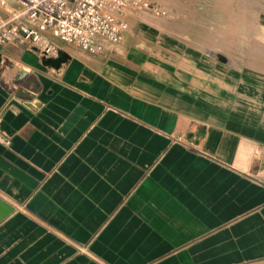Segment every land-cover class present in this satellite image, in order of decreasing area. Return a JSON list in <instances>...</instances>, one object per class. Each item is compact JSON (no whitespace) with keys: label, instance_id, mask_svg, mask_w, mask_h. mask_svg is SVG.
<instances>
[{"label":"crops","instance_id":"crops-1","mask_svg":"<svg viewBox=\"0 0 264 264\" xmlns=\"http://www.w3.org/2000/svg\"><path fill=\"white\" fill-rule=\"evenodd\" d=\"M174 1V41L0 45V264H264V79L178 54Z\"/></svg>","mask_w":264,"mask_h":264},{"label":"built area","instance_id":"built-area-1","mask_svg":"<svg viewBox=\"0 0 264 264\" xmlns=\"http://www.w3.org/2000/svg\"><path fill=\"white\" fill-rule=\"evenodd\" d=\"M12 1L15 6L8 10L6 6L10 1L0 0V10L6 13L5 16H0V45L11 41L28 43L42 58L43 63L48 59H57L61 51L65 52L60 42L95 54L100 52L105 44L120 43L129 31L130 19L138 20L152 16L164 21L176 18L173 7L164 1ZM48 66L57 68L54 65ZM0 142L6 145L11 143L10 139L2 134Z\"/></svg>","mask_w":264,"mask_h":264},{"label":"rangeland","instance_id":"rangeland-1","mask_svg":"<svg viewBox=\"0 0 264 264\" xmlns=\"http://www.w3.org/2000/svg\"><path fill=\"white\" fill-rule=\"evenodd\" d=\"M151 1H164L171 7L175 3L174 0ZM203 2L209 3L208 15L181 16L177 19V22L181 24L187 21L185 24L190 26L187 32L180 33V38L196 46V48L181 47L182 49H178V54L184 52L190 54L198 49L207 51L210 55L218 56L222 61L227 62L235 73L250 72L264 79V0H205ZM187 4L190 7L202 6L199 0H187ZM14 6L10 3L6 9L11 10ZM133 21L145 24L146 28L153 31L147 34L149 39L176 40L170 37L174 35V32L170 30L173 20L160 21L152 16H146L141 20ZM204 27H207L206 31L202 30ZM162 54H169V52L163 48Z\"/></svg>","mask_w":264,"mask_h":264},{"label":"water","instance_id":"water-1","mask_svg":"<svg viewBox=\"0 0 264 264\" xmlns=\"http://www.w3.org/2000/svg\"><path fill=\"white\" fill-rule=\"evenodd\" d=\"M68 60V54L64 51H61L59 54V58L57 59H48L45 61L48 65H54L55 67H60L63 62H66Z\"/></svg>","mask_w":264,"mask_h":264},{"label":"bare ground","instance_id":"bare-ground-1","mask_svg":"<svg viewBox=\"0 0 264 264\" xmlns=\"http://www.w3.org/2000/svg\"><path fill=\"white\" fill-rule=\"evenodd\" d=\"M140 20H141V18H140ZM54 68V67H53Z\"/></svg>","mask_w":264,"mask_h":264}]
</instances>
